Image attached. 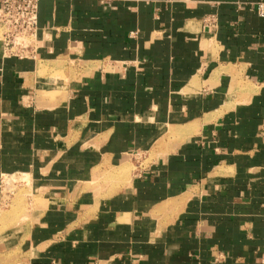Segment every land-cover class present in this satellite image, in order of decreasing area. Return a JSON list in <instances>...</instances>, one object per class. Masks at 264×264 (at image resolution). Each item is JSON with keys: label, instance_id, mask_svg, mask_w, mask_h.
Listing matches in <instances>:
<instances>
[{"label": "crops", "instance_id": "1", "mask_svg": "<svg viewBox=\"0 0 264 264\" xmlns=\"http://www.w3.org/2000/svg\"><path fill=\"white\" fill-rule=\"evenodd\" d=\"M260 1L39 0L34 57L0 40V217L38 200L0 264H264Z\"/></svg>", "mask_w": 264, "mask_h": 264}, {"label": "built area", "instance_id": "2", "mask_svg": "<svg viewBox=\"0 0 264 264\" xmlns=\"http://www.w3.org/2000/svg\"><path fill=\"white\" fill-rule=\"evenodd\" d=\"M257 13L264 18V1L257 3ZM38 23L39 0H1V41L9 57H34Z\"/></svg>", "mask_w": 264, "mask_h": 264}, {"label": "rangeland", "instance_id": "3", "mask_svg": "<svg viewBox=\"0 0 264 264\" xmlns=\"http://www.w3.org/2000/svg\"><path fill=\"white\" fill-rule=\"evenodd\" d=\"M3 30L0 26V40L2 39ZM41 64V63H40ZM57 68L56 65H49V69L47 71H40V75L45 74L46 72H52V69ZM56 78L57 86H60L61 83L65 82L67 78H65V74L54 75ZM148 163V162H146ZM128 169L127 175H125L121 170L117 173L118 176L123 178V181L113 176V173L104 172L101 175L100 180L97 182L96 187H113L116 188L121 185L124 181L128 180L132 170V166L130 164L125 167ZM124 184V183H123ZM3 208H2V216L0 217V225L3 224L5 226L0 227V232L4 230L6 226L18 225L26 222L28 213L30 209L33 208L35 204H38V200L33 195V189L29 184L25 175L14 176L11 180H6L3 185ZM12 193V194H11ZM7 224V225H6Z\"/></svg>", "mask_w": 264, "mask_h": 264}]
</instances>
